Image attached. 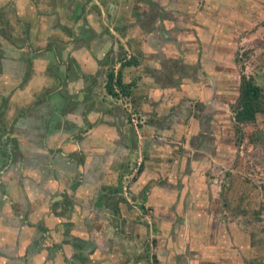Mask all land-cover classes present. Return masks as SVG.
Here are the masks:
<instances>
[{
  "label": "rangeland",
  "instance_id": "1",
  "mask_svg": "<svg viewBox=\"0 0 264 264\" xmlns=\"http://www.w3.org/2000/svg\"><path fill=\"white\" fill-rule=\"evenodd\" d=\"M206 1L208 4L209 0H0V26L3 28L0 31V150L2 149L0 180L5 186L2 192H7L12 200L15 199L20 209L25 203L26 205L29 203V199L33 200L36 206H44L48 201H51V204L62 201L67 214L71 213L69 216L75 217L72 222L79 226V238L85 237L84 240L93 245L87 246L91 248L90 251L85 250L91 254L89 257L86 256L87 253L85 254L86 258L83 260H87V264L92 260L93 263L102 260L107 263L114 254L120 256L118 260L122 264H168L163 258V252L169 253L170 262L175 258L172 264H214L213 261L218 254L210 253L203 256L200 255V249L197 253H192L190 249L192 244L199 243L201 239H208L211 233L215 236L218 228H223L218 231H224V236L230 235L232 232L230 227L237 221L254 222L249 224V228L246 224L238 226L243 230L249 229L253 233L251 235L256 245L264 247V109L253 122L238 124L234 119L243 76L253 78L261 87L264 103V7L258 4L263 13L254 23L249 24L251 28L240 29L237 35L230 37L231 39L221 38L217 43L214 41L211 43L205 42L203 35L199 36L195 30L192 32V38L187 37L185 32L187 28H191L189 22L185 20L186 17L198 15L202 10L201 5ZM40 2L43 3L41 5L43 12L48 16L44 25L48 31L47 41L41 47L55 44L53 47L57 51L63 49V56L70 61L66 65L62 62L55 63L54 56V60L46 59L49 65L44 67L41 64L45 68L42 72L44 78L41 80L36 78L28 85L27 101L22 100L20 104H15L17 103L15 97L25 93V85L29 83L32 75H35V71H38L37 68L34 69L33 57L41 55L26 49L27 41L21 31L27 24L24 19L17 17L16 12L27 8L20 14H28L30 6L29 11L32 14L34 12L40 14L37 7ZM15 6L20 8L17 9ZM209 8L215 10L214 13L222 12L220 15L231 11L216 9L215 6ZM256 10L255 7L252 13H256ZM216 16L218 14H213V17ZM223 17L225 18L219 20L221 25L227 22L225 20L228 15ZM191 18L193 19L187 18L191 20V24L204 26L207 24V21L199 22L197 17ZM237 20L240 23V19ZM60 26L74 31L72 38H79V33L82 36L80 45L84 43L85 47L76 54L81 52L86 55L92 53V49L96 52L100 59H97V62L95 60L92 67L88 68L81 63L80 68L73 66L70 58L72 41L68 44L65 38L67 30L62 31L59 29ZM85 28H89L88 34L84 32ZM222 28H225V25H222ZM57 31L63 32H59L62 34L59 44L54 41V34ZM134 32L143 34L147 42L157 33L161 43L165 41L174 49L178 47L179 35H183L180 43H186L185 46L192 49L194 70H199L202 66L204 68V65L212 66L200 70L198 78L215 71L211 64L212 60H217L218 65H222L217 68L218 72L214 76L216 80L213 82L208 78L206 84L211 83L208 84L211 91L216 89L219 91L217 95L213 92L212 96L216 98L212 97L211 103H214L217 111L222 114L224 124L231 128V137L226 141L231 154L223 155V165H217L218 173H215L212 167L200 171L204 180L215 179L214 190L210 189L208 197L198 196L201 207L194 213L191 219L193 224L190 227L185 225L190 209L187 197L182 191V186L187 180L184 178L179 180L178 177L172 176L171 181H168L172 167L169 169L165 167L163 171L161 168L157 169L152 177L146 172L142 173V170L140 172L137 170L140 164L141 169L143 168V163H146L144 160L150 157V153L152 154L149 146L141 145V127L150 121L153 122V119L148 122L150 116L144 117L141 114L142 99L134 97L133 94L126 98L122 96L114 98L108 95L104 88L106 73L110 68L118 69L120 56L125 55L129 58V55L134 54L140 57L141 61L142 52L138 54L137 50L131 51L128 45L132 42L131 35ZM214 32L219 35L220 29ZM105 34L107 37L103 42L101 38ZM90 38L91 42L88 43ZM189 40L193 44H189ZM150 45V43L145 45L147 47L144 52ZM13 46L24 51L17 54L18 58L10 49ZM134 46L133 42L131 47ZM27 57L31 59L28 65ZM43 57L46 56L40 58ZM166 57L169 56L163 55L162 52L160 57L156 58L160 60V66L164 70L158 79L162 84L177 85L176 82L181 80V77L183 79L184 68L180 63L183 59L179 57L177 61L171 56ZM11 59L13 62L7 64ZM123 70L124 73H128L125 75L126 78L135 83L142 73L141 71L136 73L132 67L129 69L124 67ZM145 99L143 100L147 103L148 100ZM57 102L65 107L63 114L55 108ZM175 107L180 110L181 122L184 120L185 127H188L187 132L190 129L193 132L191 139L196 148L194 149L205 151L201 147L206 127L203 103L194 101L187 94L183 96L181 94L173 104V109ZM55 111L60 115L56 120L53 119ZM126 114L129 116L134 114L135 121L128 120ZM72 116L77 121L73 122ZM120 120L123 121L120 131L124 129L125 136L124 133L119 135L114 133L116 132L114 128L109 129L111 124L117 127ZM236 125L241 128L240 131L234 129ZM159 126L163 127L162 121ZM55 130L58 131V135L50 139L49 133ZM149 135L152 140L149 143H158L156 147L160 148L162 140L159 142L158 139L154 140L151 132ZM159 136L156 133V137ZM2 137H7L8 140L3 143ZM9 138L14 141H9ZM167 139L165 137V140ZM66 142L73 143L70 147L74 148V152L68 155L61 152L64 149L63 143ZM121 145L128 148L127 158L121 154L123 149ZM176 145L184 151L181 161L186 173L197 157L191 155L192 149L189 144L186 149L179 144ZM7 148L8 157L5 154ZM6 157L11 159L6 161ZM79 160L82 163L87 162L85 166L83 165L85 173L72 171V166L78 164ZM89 165L94 172L93 179L86 175V168ZM118 182L119 188L116 187ZM158 187H165L171 195L161 197ZM6 194L2 196V200L6 199L8 196ZM58 194L65 198L60 200L56 197ZM99 195L103 199L98 197ZM212 205L214 210H210ZM54 208L49 212L54 214ZM253 214L255 219L252 218ZM15 216L18 218L19 212ZM0 218L2 221L6 219L9 226H18L13 216L8 218L4 214L0 215ZM204 220H209L208 227H201L200 222ZM17 233L20 231L16 232V236ZM13 235L14 232H10L9 240L12 239L18 245L21 237L18 240L13 238ZM195 236L199 237L196 238L197 241L192 238ZM211 248L209 247L208 251ZM223 248L219 247V253ZM39 251L40 249L32 252L33 258L39 255L37 259L39 263L55 264L54 250H49L48 255L46 253L42 259ZM7 252L12 254V250ZM208 259L213 260V263ZM224 261L236 264L233 257L229 259L225 256L220 259L219 264H223ZM256 264H264V253L257 255Z\"/></svg>",
  "mask_w": 264,
  "mask_h": 264
},
{
  "label": "crops",
  "instance_id": "2",
  "mask_svg": "<svg viewBox=\"0 0 264 264\" xmlns=\"http://www.w3.org/2000/svg\"><path fill=\"white\" fill-rule=\"evenodd\" d=\"M42 4H43L42 2L37 4L40 14L39 13L35 14L36 12L32 14L30 12L31 11L30 6L28 7V14H20L23 13L25 10H27V8L24 10L21 9L19 12H16L17 17H20L21 20L24 19V21H26L25 23L27 24L26 28H24L21 31L23 36L25 37L24 39L27 41L26 49L29 52L32 53L38 52L41 55H37V56L35 55L33 57L34 69L37 68L38 71L34 70L35 75H32L29 83L25 85L24 87L25 93H21L20 95L17 96V98L15 97V99L17 100V103L15 104H20L22 100L27 101L26 95L28 93L26 91L29 88L28 85L32 84L36 78H39L40 80L44 78L42 77V72L45 71L44 67L49 65V62L46 59H50V61L55 59V63L62 62V64H66V65L68 64V61H70L68 60V58H66V56H63L62 54L63 49L57 51V49L53 47L55 44L46 45V47L45 46L41 47L43 43L47 41L46 39L48 33L47 27L44 26L48 20V16L45 15L46 12H43V9L41 8ZM258 4H262V6L264 7V0H209L208 4L206 1L204 5H201L202 10L198 15H190L186 17L185 20L189 22V26L191 27L190 29L187 28L185 30L187 37L192 38L191 37L193 34L192 32L195 30V33L196 34L198 33L199 36L203 35V38L206 40L205 42L209 41L212 43L214 41L217 43L218 39L221 38L231 39L230 37L237 35L238 34L237 32L240 29L251 28L249 27V24L254 23L255 20L260 17L259 15L263 13V10L262 8H259ZM210 6H215L216 9L218 8L230 9L231 11L220 15V13L222 12L214 13L215 10L210 9L209 8ZM255 7L257 8L256 13L254 12L252 13V10H254ZM18 8H20V6H18L17 9ZM213 14H218V16L213 17ZM224 15H228V17L225 20L227 22L222 24L225 25V28H222V25L219 23V20L225 18L223 17ZM191 16L197 17V20L199 22L207 21L206 26L191 24V20L193 19L191 18ZM187 18H190L191 20H187ZM237 19H240V23L238 22ZM194 20L196 21V19ZM189 26L187 25V27ZM218 28L220 29L219 35L216 34V32H214V30ZM59 29H61L62 31L67 30V35L65 36V38L67 39L66 41L68 42V44L69 41H72L71 42L72 52L70 53L71 54L70 58L75 68L77 67L80 68L81 64L90 68L94 65L95 60L97 62V59H100L98 58V55L93 49H92V53L89 52V54L86 55L81 54V52H78L80 54L78 53L76 54V52L79 51L82 47H85L83 45L84 43H81L80 45L81 42L80 38H82V36H80V33H79V38H72V34H74V31L66 28L65 26H60ZM85 29L84 32L88 34L89 28L88 29L85 28ZM197 29H201V30H197ZM59 32L61 31H57L54 34L55 35L54 41H57V43L58 42L61 43L60 41L62 37L61 33H63V32L61 33ZM10 36L11 35L9 34V37ZM97 36H99V34H97ZM106 37L107 34H105L104 37L102 35L103 39L101 38V40L105 42ZM131 38H132V42L128 44L129 47L131 48V51L137 50L138 54L139 52H142L141 61H140V57L136 56L137 59L136 65L125 66V69H129V67L134 68L136 73H138L139 71L142 72L140 73L139 78H137L138 76L136 77L137 84L135 83L134 88L131 89V93L133 94L134 97L142 99L141 108H140L142 112L141 114L144 117L145 115H147V117L150 116L148 122L150 121V119H153V122L150 121L149 124H146V126L144 125L145 127L142 126L141 127L142 129H140L142 147H144L145 145L149 146V151H152V154L151 153L149 154L150 157L147 158V160H144L146 161V163L145 164L143 163V168L141 169L142 170L141 172L142 173L146 172L149 177H152V175L156 172L157 169L161 168V171H163V168L165 167L167 169L172 167L170 169L171 172L169 174L170 177L167 179L168 181H171L172 176H175L174 178L178 177L179 180L182 178H184L185 181L187 180L186 183H184L182 186V191L183 194L186 195L187 197L188 206H189L188 209H190L188 211L189 215L187 217L188 219L186 220L185 225L187 224L190 227L193 224L191 222V219H193L194 213L198 212L199 208L201 207V205H199L198 203V196L208 197V195L210 194V189L214 190L213 181H215V179L211 178L212 182L210 179L208 181L204 180L200 171L212 167L214 168V172L218 173L217 165H221V164L223 165L222 163L224 161L223 155L229 156L231 154L229 152L230 148L228 149L226 145V141L231 137L230 136V132H232L231 128L228 126V124H224V120H223L224 118H222V114L219 111H217L218 108L215 107V104L211 103L212 102L211 99L212 97H214L212 96L213 92L215 93V95H217L219 91L217 89L215 91H211L210 90L211 87L208 86V84L211 83L206 84L208 78L213 82L216 80L214 76H216V72H218L217 68H220L219 66L222 65L221 64L218 65L217 60L215 61L212 60L211 64H213V68H215V71L211 74L204 76H202L201 74L200 76L202 77L198 78L197 76L200 70L203 71L204 68H211L212 66L204 65V68L202 66L201 68H199V70L198 69L194 70V66L192 65V63H194L192 61L193 60L192 49H188L189 46H185L186 43L184 44L180 43L181 39L183 38V35H179L178 38L179 43H177L178 47L176 49H174V47L171 44L166 43L165 41L161 43L157 33H155L153 37H151L152 40L149 42L145 41L146 37L143 38V34H140V32H134V34L131 35ZM90 42H91V38L88 40V43ZM133 42L135 43V46L131 47ZM149 43L151 44L149 49L145 50L144 52V49L147 47L145 45H148ZM189 44H193L191 40H189ZM17 48L18 47L15 46L10 47V49H12L15 52L14 54L16 55L17 54L19 55L20 53L24 52L23 50L20 49V47L18 48V50ZM174 51L176 52L173 55H171V53ZM162 52L163 55L169 56L166 58L172 57L177 59V61H179L180 59L179 57H182L183 59V61L180 62L184 68L183 79L181 77V80H178L176 82L177 85H174L175 83L173 85L162 84L158 79L159 75L164 70L160 66L161 65L160 60L156 58L160 57V54ZM43 53H46V55H43ZM50 53H53V55H49ZM180 54H182V56ZM41 56H46V57L40 58ZM209 61H211V59ZM10 62H13V60L12 59L9 60L7 64ZM41 64L44 67L41 66ZM166 73L168 72L166 71ZM122 75L124 82L131 81L129 78H126L125 75H128V73H124V70L122 71ZM212 76L214 78H211ZM212 89H214L213 84H212ZM181 94L182 96L184 94H187V96L192 98L194 101L203 103L202 111L204 114V122L206 127L204 130L205 131L203 136L204 138L201 147L204 148L205 151L195 150L196 148L195 146H193V141L191 139L193 135L192 130L190 129V131L187 132L188 127H185L186 125L184 123V120L183 123L181 122L182 115L180 114L179 108L175 107V109H173V104L176 103V101L179 98V95ZM215 98L216 96L214 97V99ZM143 99L148 100L147 103H145ZM260 113L261 112L257 113V115ZM58 116L60 115L58 114ZM73 117L74 116H72V121L73 122L77 121L76 119L74 120ZM161 121L163 127L159 126L161 125ZM115 122L118 123V121ZM239 124H244V123H239ZM109 126H110L109 129L114 128L116 130V132L114 133H117V135H119V133H124V136L126 135L124 129L120 131V129L123 127V121L121 122L120 120V123L117 125V127L112 124ZM234 129L240 131L241 128L238 125H236L234 126ZM57 132L58 131L55 130L49 133L50 139H54V136L58 135ZM150 132L154 140L158 139V142L159 140H162L161 141L162 145L160 146V148L156 147L158 143L157 144L149 143L150 141H152L149 135ZM156 133H158L160 136L156 137ZM196 133L194 134L196 135ZM146 136L147 138H145ZM165 137H167L168 139L165 140ZM181 137L182 140L180 141ZM175 138L178 139L179 141L177 142ZM45 139L48 140V137L45 136ZM71 144L73 143L71 142L63 143V147L65 150L64 149L61 150L62 154L66 153V155H68L74 152L73 151L74 148L72 149V147H70ZM176 144L181 145V147L185 149L189 144V146L192 149L191 155L197 157L196 160H194L193 163L191 164L190 168L187 170L188 172L186 173L183 170L182 167L183 162L181 161L184 157V151L181 150ZM120 147L123 148L121 150V154L124 155V158H127V155L129 154L128 148L127 147L124 148L123 145H121ZM77 152L79 151H76V153ZM146 154L148 155V150ZM9 160L10 159H6V161ZM86 163H87L86 161L82 163L79 160L78 164H74L72 166V171L85 173V168L83 169V165L85 166ZM194 167L197 168V170H195ZM91 168L92 166L90 165L87 166L86 175L88 178L92 177L91 179H93L95 177H94V172ZM184 179L182 180V183L184 182ZM0 187H1L0 215L5 214V216H8V218L9 216H13V220H16L17 222L16 225L18 226L21 225L20 228L18 226H9L10 224L7 223L6 219H3L2 221L0 218V238L2 239V240L0 239V264H41L39 263V260H37L39 255L33 258V254H32L33 251L39 249H40L39 253L41 254L40 255L41 259L46 255V253L48 255L49 250L50 251L54 250L55 264H87L86 263L87 260H83V259L86 258L85 257L86 253H87L86 255L87 257H89V255L91 254L89 252H85V250L90 251L91 248H87V246L89 245L93 247V245L91 244V242H88V240H84L85 237L81 238L83 240L81 242L79 240L74 239L77 237L79 238L80 229L79 226H76V222L75 223L72 222L75 219V217L71 215L69 216V214L71 213L67 214V210L63 208L62 201L58 202L57 206L51 204V201H48V203L46 202L44 206L43 205L36 206L33 200L29 199L28 200L29 203L27 205L24 201L25 204L24 207L22 208L24 210H22L19 208V205L16 204L18 202L15 199L12 200L10 198L11 196L8 195L7 192L4 193L2 192V188L5 187L4 182H2V180H0ZM158 188L160 189L161 197H164L166 195L167 196L171 195V192L165 189V187H158ZM12 192L13 191L11 190V193ZM176 192L178 193V189H176ZM4 194L8 196H6L5 200H2L1 198ZM24 195L26 197V194ZM60 195L62 194H58L56 197H59ZM98 197H102V196L99 195ZM64 198L65 196L62 199ZM101 199H103V197ZM55 206L56 208H54ZM53 208L55 209L54 214L49 212L50 210L53 211ZM120 209H122V206ZM212 209L214 210L213 205L210 208V210ZM17 212H19V217H18L19 219L15 216ZM252 218L255 219L254 214ZM208 221L209 220L207 221L204 220L200 222L201 227H208ZM250 223L254 224V222L239 223L237 221L236 224H232V226L230 227V229H232V232L230 233V235L227 236L226 235L224 236L225 233L224 231H220V232L218 231V229L223 230V228H218L216 231L217 234H215V236H213L214 234L211 233L208 239H201L199 240V243L194 242L190 248L191 252L197 253V251L200 249V255L203 254V256L210 253H212L213 255L218 254L216 255V259H214V261L208 259L211 262L213 261L214 264H219L220 259L225 256L229 259L233 257L236 261V264H256L257 255L264 253V247L261 246L260 248V246L256 245L252 237L253 233H251L249 229L243 230L238 226V224H246L247 227L249 228ZM19 231L20 233H17L16 236V232ZM10 232H14L13 238L15 237V239L19 240V237H21V241L18 242L19 243L18 245L16 244V242L14 243L12 239L9 240ZM5 236H7L8 238H5ZM199 237L195 236L192 238L194 241H197L196 238ZM220 246L224 248L219 253L218 249ZM209 247H212L210 251H208ZM8 250H12V254L10 252H7ZM119 257L120 256L118 254H114L112 258L107 261V263L104 260L98 263H93L94 260H92V262L89 260L88 261L89 264H122L121 261L118 260ZM163 258L168 261V264H172L173 261L175 260V258H172L170 262L169 253L167 254L164 252H163ZM223 264H231V263H227L226 261H224Z\"/></svg>",
  "mask_w": 264,
  "mask_h": 264
},
{
  "label": "trees",
  "instance_id": "3",
  "mask_svg": "<svg viewBox=\"0 0 264 264\" xmlns=\"http://www.w3.org/2000/svg\"><path fill=\"white\" fill-rule=\"evenodd\" d=\"M2 27L0 26V31ZM28 58V57H27ZM29 59V58H28ZM27 59L29 64V60ZM119 67L117 70L110 68L106 73V80L104 83V88L106 93L114 98L123 97L126 98L130 96L131 89L134 86V81L124 82L122 69L125 66L136 65L137 59L136 56L130 55L129 58H126L125 55L120 56L119 58ZM263 94L261 93V87L255 83L253 78H247L245 76L242 77L239 93L237 97V103L234 111V119L236 123H247L255 121L257 117V113L262 112L264 109V103L262 101ZM78 100V99H77ZM68 102V101H67ZM59 112L63 114L65 107L63 108L60 103L57 102L56 107ZM53 119H59L58 114L56 112L53 114ZM126 118L129 120V114H126ZM54 120V121H55ZM53 121V122H54ZM11 137V136H10ZM8 140L7 137H2L1 141L4 143ZM9 141H14L9 138ZM5 148V147H4ZM2 150V149H1ZM8 148L5 150V154L8 157ZM6 157V159H7ZM11 159V158H10ZM142 164L138 167V171L140 172ZM116 187H120L119 182ZM1 188V187H0ZM58 203L54 204L57 205ZM65 208V206H63ZM75 240L83 241L81 238H74Z\"/></svg>",
  "mask_w": 264,
  "mask_h": 264
},
{
  "label": "built area",
  "instance_id": "4",
  "mask_svg": "<svg viewBox=\"0 0 264 264\" xmlns=\"http://www.w3.org/2000/svg\"><path fill=\"white\" fill-rule=\"evenodd\" d=\"M130 115H131V116H130L129 120H131V121L134 122V121H135V118H134L135 115H134V114H130ZM124 188H125V187H124Z\"/></svg>",
  "mask_w": 264,
  "mask_h": 264
},
{
  "label": "water",
  "instance_id": "5",
  "mask_svg": "<svg viewBox=\"0 0 264 264\" xmlns=\"http://www.w3.org/2000/svg\"><path fill=\"white\" fill-rule=\"evenodd\" d=\"M80 96V95H79ZM57 198H59L60 200L63 198V196L62 195H60L59 197H57ZM59 199H57V200H59Z\"/></svg>",
  "mask_w": 264,
  "mask_h": 264
}]
</instances>
